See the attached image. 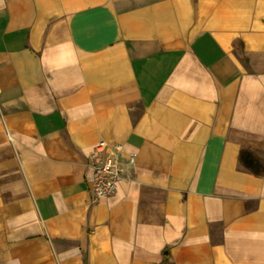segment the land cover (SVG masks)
<instances>
[{"label": "crops", "instance_id": "obj_1", "mask_svg": "<svg viewBox=\"0 0 264 264\" xmlns=\"http://www.w3.org/2000/svg\"><path fill=\"white\" fill-rule=\"evenodd\" d=\"M132 153L92 201L95 143ZM264 0H0V264H264Z\"/></svg>", "mask_w": 264, "mask_h": 264}, {"label": "built area", "instance_id": "obj_2", "mask_svg": "<svg viewBox=\"0 0 264 264\" xmlns=\"http://www.w3.org/2000/svg\"><path fill=\"white\" fill-rule=\"evenodd\" d=\"M132 153L123 157V145L119 142L108 143L104 139L98 140L93 151L88 156L91 179V197L96 201L99 197L114 192L118 181L122 177L124 166L133 162Z\"/></svg>", "mask_w": 264, "mask_h": 264}, {"label": "trees", "instance_id": "obj_3", "mask_svg": "<svg viewBox=\"0 0 264 264\" xmlns=\"http://www.w3.org/2000/svg\"><path fill=\"white\" fill-rule=\"evenodd\" d=\"M240 160L243 164L255 169L258 172H262L264 169V160H261L259 157H257L250 151H242Z\"/></svg>", "mask_w": 264, "mask_h": 264}]
</instances>
